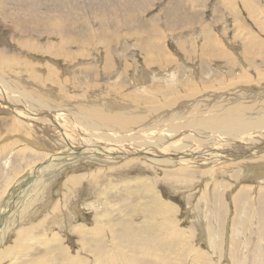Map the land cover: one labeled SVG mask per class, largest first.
Listing matches in <instances>:
<instances>
[{
  "label": "rangeland",
  "instance_id": "1",
  "mask_svg": "<svg viewBox=\"0 0 264 264\" xmlns=\"http://www.w3.org/2000/svg\"><path fill=\"white\" fill-rule=\"evenodd\" d=\"M0 63L9 104L30 110L31 92L102 117L100 134L85 124L95 143L124 131L164 153L139 139L174 114L225 100V122L199 134L243 126L230 105L264 106V0H0ZM12 106L0 103V264H264L262 161L156 165L126 142L110 148L118 164L83 159Z\"/></svg>",
  "mask_w": 264,
  "mask_h": 264
},
{
  "label": "bare ground",
  "instance_id": "2",
  "mask_svg": "<svg viewBox=\"0 0 264 264\" xmlns=\"http://www.w3.org/2000/svg\"><path fill=\"white\" fill-rule=\"evenodd\" d=\"M77 33L78 32H76V34ZM3 64L4 63H0V67L3 66ZM5 84L11 86L12 82L8 79H4L1 85L5 86ZM0 91L6 95L2 98L0 97V103L5 105H17L12 106L17 107L14 108L16 113H18L17 122L20 121V118H27L28 120L26 125L32 130V132L33 130L40 128V130H43L44 134H47V137H53L55 134L58 135L59 138L57 139V142H62V144L70 143L69 147H71L73 152L78 153L75 156L79 158L103 160V162L108 164H118L120 156H127H125V154L114 152L110 148L114 149V146L117 145L123 149L122 142H126L123 144L125 151L133 149L130 150L129 153L136 151L135 153L139 156L147 154L149 157L160 155L161 158L166 161L175 160L185 162L186 160H194L198 157H205L206 159H210L213 162L218 163L223 161L226 157H233L234 154V157H238V159L241 160V163L262 161V164H264V106L259 107L261 102L256 105L247 106L242 104L230 105L233 108V112H237L239 119L244 118L245 121L247 119L246 122L244 121L245 124H243V126L228 128L226 130H218L213 126L211 132H200L199 134H196L199 132L198 126L212 123L220 124L225 122L223 116L214 117L217 113L224 110L226 106V103H224L225 100L220 99V101L224 102H219L209 108H204V103H199L191 107L194 109L193 114V111L190 114L183 112L181 114L182 116L174 114L167 118L165 123L158 126L160 132L157 137L151 135V133L155 131V128H148V130H145L146 134L142 135L143 138L139 139L143 140L147 145L157 144V147L164 151V153H158L160 151L156 150L159 149H155L150 146L142 148L139 142L135 144L134 142L138 139H132V136H129L124 131L116 132V138L119 140L118 142L120 144H117L111 136H106V138L101 139L100 143H95L89 139V136L91 135L86 131L87 128L85 124L87 120L94 122V133L100 134L102 133V127L98 122L102 120V117H98L95 121L89 118H82L75 112L66 108L55 106L45 100L35 97L31 92H26L27 95L22 92V97H27L28 100H31L32 105L30 110H27L29 107L25 104H9V99L11 101H15L17 98L8 93L7 90H2L1 86ZM177 112L180 113V110H177ZM185 128L186 131L184 130L181 132ZM192 130H195V132L190 133ZM67 133H69L70 136L65 135ZM180 133H182V136L179 135ZM190 135H192V137ZM168 142H171L172 145L168 146ZM224 144L228 147L224 146ZM175 146L176 148H174ZM137 147L141 148L136 149ZM86 148H99V150L103 151H101V154L89 155L85 153ZM106 153L112 155L104 156ZM153 157L149 158L151 163L159 165L160 158ZM69 161H71V158H68L66 162L68 163ZM33 170H35V167L34 169L32 168V171ZM59 172L61 171H50V174L47 176H51ZM28 174L24 183L30 180ZM78 177L80 176L73 177L71 182L74 184L81 182L82 178H79L80 180H78ZM44 182L45 178L38 182H32L28 184L27 187L31 186V190L35 192L36 189H38L37 187L44 184ZM22 196H25V193ZM0 221L1 223H4L1 215Z\"/></svg>",
  "mask_w": 264,
  "mask_h": 264
}]
</instances>
